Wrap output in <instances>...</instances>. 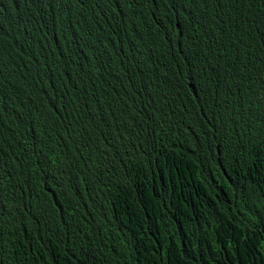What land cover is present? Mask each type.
Listing matches in <instances>:
<instances>
[{
	"label": "clouds",
	"instance_id": "obj_1",
	"mask_svg": "<svg viewBox=\"0 0 264 264\" xmlns=\"http://www.w3.org/2000/svg\"><path fill=\"white\" fill-rule=\"evenodd\" d=\"M55 1L64 6L66 15L72 11L71 0ZM258 3L250 8L222 5L204 19L198 16L193 28L188 18L181 21L200 40V46L194 44L182 52L199 62L202 47L210 48L225 67L211 76L200 72L192 76L178 67L174 89L184 95L198 117H206L224 106V90L237 86L242 114L239 130H178L181 125L165 130L156 105L145 114L151 118L150 129L134 116L128 117L126 127L110 106L82 104L71 93L52 99L44 90L20 92L0 103V243L6 242L19 253L24 264H86L91 257L75 262L70 256L58 259L46 251L48 246L61 250L69 242L80 241L96 242L98 249L111 248L118 258L122 242L132 244L142 238L159 255L167 247L176 249L181 264L195 260L198 264H264V220L260 218L264 198L258 189L264 186V175L251 179L238 198L235 221L242 243L236 247H222L216 233L206 230L208 216L203 208L207 154L216 157L215 179L226 178L232 185L239 182L224 169L219 155L223 145L232 144L264 170V10L255 7ZM11 53V47L0 41V61L6 62V56L8 62ZM58 127H76L84 133L96 128L107 138L100 147L85 142L73 145L55 135ZM178 157L194 166L191 175L180 170ZM107 162L122 173L112 188L100 192L113 207L116 231L112 236L104 223L90 220L92 188L105 187L104 173H114ZM90 169L103 174L90 181L86 175ZM56 176L83 183L74 209L58 218L51 215L44 186V177ZM165 180L173 181L175 193L165 190ZM210 185L213 191L218 189V184ZM128 198L137 205L128 203ZM12 200L19 210L13 209ZM0 264L15 263L2 257Z\"/></svg>",
	"mask_w": 264,
	"mask_h": 264
},
{
	"label": "trees",
	"instance_id": "obj_2",
	"mask_svg": "<svg viewBox=\"0 0 264 264\" xmlns=\"http://www.w3.org/2000/svg\"><path fill=\"white\" fill-rule=\"evenodd\" d=\"M72 11L66 15L63 5L55 0H0V41L11 47L10 60L0 61V103L7 102L20 92L46 91L52 99L67 98L74 94L82 104L108 107L119 113L126 127L128 117H136L143 128H149L151 118L145 114L156 105V113L165 120V130H239L242 119L238 87L228 86L225 90L224 106L206 117H198L188 100L174 89L178 67L189 71L192 76L199 72L211 76L225 67L210 48L202 47L199 62L187 57L183 49L200 46V40L188 33L181 21L189 19V26L197 24V17L204 19L216 12L222 5L232 8L252 7L257 0H71ZM256 8L264 10L262 0ZM36 72V75L33 73ZM61 90L65 91L62 93ZM65 94V95H64ZM90 126V125H88ZM98 128V127H97ZM54 132L73 145L88 143L100 147L107 135L101 130H86V133L72 128H56ZM102 129V128H100ZM66 130V131H63ZM177 130V129H176ZM105 152V151H104ZM2 155H5L3 153ZM223 166L229 175L238 180L232 185L226 178L218 181L215 155L207 154L204 168L208 183L204 185L203 198L208 222L206 230L216 233L217 242L232 249L240 242L239 225L235 221L238 198L251 179L264 175V170L251 164L248 156L234 148L223 145L219 150ZM184 175L189 176L194 166L177 158ZM104 173L105 187L95 185L90 210V220L104 223L110 236L115 233L114 211L111 204L102 199L100 192L117 182L122 173ZM102 171L88 170L86 175L92 181ZM218 184L213 191L210 185ZM45 198L51 215L58 218L71 212L82 193V182H74L60 176L44 177ZM167 192L175 193L173 181L165 180ZM264 198V186H258ZM134 197L133 194H127ZM127 202L137 205L128 198ZM14 210L18 203L12 200ZM264 220V213L260 215ZM98 244L80 241L59 250L57 245L48 246L46 251L58 259L70 258L75 262L96 264H181L176 249L157 250L143 238L132 244L122 242L118 258L111 248L98 249ZM216 248V244H214ZM230 251V250H227ZM226 252V251H225ZM15 264H24L19 253L6 242L0 243V258ZM140 257H155L153 260H130ZM160 259V260H159ZM189 264H198L195 261Z\"/></svg>",
	"mask_w": 264,
	"mask_h": 264
}]
</instances>
